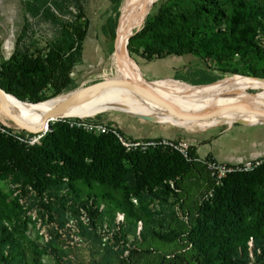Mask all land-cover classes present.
<instances>
[{"label":"rangeland","instance_id":"rangeland-1","mask_svg":"<svg viewBox=\"0 0 264 264\" xmlns=\"http://www.w3.org/2000/svg\"><path fill=\"white\" fill-rule=\"evenodd\" d=\"M22 1L25 8L22 34L26 36L31 32L39 39L38 42L45 41L58 24L69 19L64 8L66 0L63 4L60 0ZM87 1L94 7L93 0ZM8 2L5 34L8 43L0 46V59L11 54L12 31L18 32L22 22L18 18L13 21L16 27L12 28V0ZM124 2L120 0L117 9L112 40L97 37V30V43L92 38H88V43L84 40L81 63L71 74L75 87H52L45 77L38 80L36 76H28L23 56L22 62L15 63L11 57L0 64V88L5 92L2 91L15 101L35 104L63 92L103 82L102 77L112 73L110 56L124 31L121 15ZM236 2L244 4L245 22L250 28L245 41H239L237 28L231 30L229 26V17ZM85 3L86 19L92 25L96 17L90 13L91 5ZM217 3V13L212 14L207 11L209 8L198 9L201 5L199 0H150L140 27L132 32L127 41L129 46L126 45L131 78L140 84L177 82L193 90L208 88L220 80L228 83L233 78L264 79L255 76L264 75V0H217ZM213 15L216 17L214 20L210 18ZM148 18L150 20L145 24ZM99 20L101 24L103 21ZM186 21L192 27L194 46L198 45L203 34L209 32L215 34L218 43L212 44L209 52L202 50L193 57H167L145 62L135 55L143 53L144 49L172 50L180 29L186 27ZM118 22L121 33L116 38ZM78 26L79 22L76 28ZM221 43L231 49H222ZM93 50L95 56H92ZM201 68H207L218 78L210 84H200L196 71ZM176 74L178 76L174 78ZM233 91L226 99L216 98L213 103L225 105L234 99L264 97V87H255L249 82L236 84ZM166 103L165 109L174 115L175 125L136 120L121 113L129 111L123 107H102L76 117L101 119L118 128L126 139L178 133L173 139L187 140V144L198 147V154L193 149L191 160L186 161L161 148L146 155L128 153L121 166L124 192L110 189L107 195L89 191L78 180L69 183L70 189L67 177L59 171L62 164L56 161L42 171L20 156L12 157V146L28 147L27 141L31 137L35 138L33 144L43 145L50 126L55 128L57 123L74 118L54 121L39 135L27 134L9 120L0 121V199L15 207V235L22 244L26 264H231L229 260L220 261L192 249L190 232L193 229L202 231L223 219L236 221L235 218H241L240 221L252 223L254 214L249 211L248 198L261 187L258 184L254 186V179L258 172L264 170V160H260L248 173L229 176L215 185L204 168L203 159L207 154L220 159L229 154H244L253 147L264 148V124L244 126L239 124L243 122L241 120L228 121L221 116L203 120L199 118L205 115L173 113L170 110L180 104ZM178 117L183 118L177 120ZM259 122H264V119L254 124ZM212 123L213 126L209 127ZM193 138L195 140L191 141ZM195 141L202 143L195 145ZM117 205H121L128 214L121 213ZM230 261H236L235 264H264V252H253L249 239L247 254L235 260L230 258Z\"/></svg>","mask_w":264,"mask_h":264},{"label":"trees","instance_id":"trees-1","mask_svg":"<svg viewBox=\"0 0 264 264\" xmlns=\"http://www.w3.org/2000/svg\"><path fill=\"white\" fill-rule=\"evenodd\" d=\"M64 1L65 0H60L62 4ZM109 1L111 2L110 11L112 12V15L105 17L103 24L100 27V33L107 40H112L117 22V9L120 4V0ZM22 2L23 1H21V9L23 12L24 23L21 27L20 33L23 37L24 35L22 33L25 27V8H23ZM199 3L201 4L200 7H196L199 10H206L209 8L207 10L209 13H217V0H199ZM64 4V8L66 9L65 14H71L69 10L70 6H74L76 14H78V17L75 16L76 14L74 16L76 17V24L79 22V26L76 28L75 24L73 28L77 44L75 55L76 61H78V57H81V45L85 37L87 26L84 22L83 0H66V3ZM210 18L214 20L216 17L213 15ZM151 19H153V17H151ZM245 19L246 13L244 4L236 2V7L231 11V15L229 17V26L231 30L237 28V39L239 41H245L247 34L250 33V28L246 24ZM149 20V18L145 19L144 23L146 24ZM82 21L84 23H81ZM118 23L117 36L119 37L121 33V25L120 22ZM66 25L67 22L58 24L55 29H57V33L60 32L61 34H64L65 37H69L68 32L62 30ZM185 26V29H180V35L175 39V46L172 50L161 52L157 49H149L148 51L144 49L143 53H135V55L145 62H150L151 60H163L167 57H193L198 55L202 50L209 52L212 44L215 42L216 44L218 43L215 34L212 32H204L205 34H203V38H201L197 46H194L191 41L192 27L189 26V21H186ZM56 46L57 45L53 43L55 50L49 49L48 57L46 59H44L41 55H38L36 56V60H30L27 53H25V49L20 48L16 51L14 56L11 54L8 58L12 57L13 62L19 63L22 62V60L24 61V56L26 74L28 76H30V74L34 77L36 76L38 80L39 77L41 79L45 77L47 81L50 82L52 87L62 86L73 88L75 86H72L71 80L68 76V72L71 67V60L67 55L68 44L66 42V38L59 43V48L57 49L58 51L56 50ZM220 47L226 50L231 49L229 45L224 43H221ZM22 48H24V46ZM152 57H154V59H152ZM8 58L0 59V64L5 63ZM196 74L200 84H210L218 78V75L210 73L207 68L199 69L196 71ZM177 76L178 74L174 75V78ZM255 76L258 78H264V75L256 74ZM1 89L5 92L4 88L1 87ZM48 99L50 98L45 100ZM68 121L69 120H65L63 123H57L55 128L50 126V131L47 133L45 138L46 143L43 145L33 144L28 147L25 145L12 146V157L20 156L30 165H33V167L42 171H44L43 169H45L48 164L56 161L62 164L59 171L62 175H64V177H67V184L70 189L72 186L69 183L78 180L89 191H97L98 195H107L109 192L108 190L110 189L118 190L122 193L124 192V182L121 178V166L125 155L128 153L146 155L148 152L152 153L154 151H147L145 153L124 152V150L116 142L113 135H94L85 133L79 129L69 127ZM182 141L189 142L187 140ZM189 153L190 157H192V146L189 148ZM173 154L175 155L177 153L174 152ZM177 156L182 159L178 154ZM205 159H211V157L207 156ZM260 160H264V157ZM246 173H232L227 175L225 178L232 175H241ZM256 184L261 187L256 188L248 198L249 211L254 214V220H252V223L240 221L239 219L241 218H235L237 219L236 221L233 219H223L222 222H218L217 224L214 222L211 223L210 226L202 231L193 229L190 232L191 236L189 239V245H191V248L197 250L198 253L204 255L208 254L209 257L211 255L220 261L229 260L228 262L231 264H235L237 260L230 261V258L235 260V258L245 256L247 254V241L249 239L253 244V252L258 250L263 253L264 170L257 173L254 179V186ZM117 207L124 215L128 214L121 207V205H117ZM14 208L13 204L11 207L9 203L0 199V264H26L25 256L22 251V244L15 235L17 220L15 219L16 213Z\"/></svg>","mask_w":264,"mask_h":264},{"label":"bare ground","instance_id":"bare-ground-1","mask_svg":"<svg viewBox=\"0 0 264 264\" xmlns=\"http://www.w3.org/2000/svg\"><path fill=\"white\" fill-rule=\"evenodd\" d=\"M149 1L125 0L124 2L121 11L124 31L118 39L114 52L110 56L109 65L112 73L102 75L103 82H110L112 85L105 87L94 86L92 89H88L86 93L79 97L76 104L63 109L64 116L76 118L102 107H123L129 110L123 111L125 113L141 114L150 117L155 116L162 124L175 125L173 124L175 122L174 115L169 114L168 110L165 109V106H167L166 102L171 101L172 104H180L179 107L170 110L173 113L188 112V114L193 115H207L218 112L217 117L221 116L228 121H247L264 117L263 96L240 100L234 99L231 103L225 105L213 103L216 98L226 99L228 95L233 94V89L238 83L249 82L255 87L263 88L264 79L233 78L228 83L226 80H222L212 84L213 86L208 88L193 90L187 85L177 82L140 84L131 78L128 72L130 66L126 44L132 32L140 27L144 10ZM132 89H137L146 96L142 95L145 97H138L132 92ZM75 91L77 89L56 96L54 99L50 98L35 104L15 101L5 93V96H0V121H11L13 119L26 127H34L39 123L41 116L45 112L54 109L61 102L73 95ZM233 105L237 106L229 110L227 109ZM181 118L183 117L176 119L179 120ZM54 121L52 120V122ZM256 124H264V122ZM179 126L181 127L182 124H179Z\"/></svg>","mask_w":264,"mask_h":264},{"label":"built area","instance_id":"built-area-1","mask_svg":"<svg viewBox=\"0 0 264 264\" xmlns=\"http://www.w3.org/2000/svg\"><path fill=\"white\" fill-rule=\"evenodd\" d=\"M68 126L79 129L85 133L99 135L111 134L114 136L116 142L124 150V152H140L153 151L156 149H167L177 153L183 160H191L189 148L190 145L182 140L166 139V138H124L118 129L110 124H106L101 119L94 118H74L68 119ZM34 137L27 141L28 146L33 145ZM260 163V160L242 162L238 165H227L218 163L211 159H203V165L207 171L208 176L215 185L221 184L222 180L232 173H246L251 171Z\"/></svg>","mask_w":264,"mask_h":264},{"label":"flooded vegetation","instance_id":"flooded-vegetation-1","mask_svg":"<svg viewBox=\"0 0 264 264\" xmlns=\"http://www.w3.org/2000/svg\"><path fill=\"white\" fill-rule=\"evenodd\" d=\"M9 1V0H8ZM21 1L20 0V19L22 22H20V28L18 32H14L12 31V56L15 55L16 51L20 48L22 49V46H20L22 43L24 44V49H25V53H27V56L29 57L30 60H36V56L41 55L44 59H46L48 57V52L49 49H54L55 47H53V43L56 44V50L59 48L58 45L59 43H61L63 41L64 38H66V42L68 44V50H67V55L69 56L70 60H71V67L69 69L68 72V76L71 80L72 86H75V82L71 77L72 71L73 69L79 65L81 63V57H78V61H76V55L75 52L77 50V44L75 41V34L73 32V28L76 24V17L74 16L76 14V10L74 9V6H70L69 10L71 12V15H69V19L67 20V25L63 27L62 30H65L68 32L69 37L66 36L64 34H61L60 32L57 33V29L53 30V32L51 33L52 35L45 39V41H39L38 42V38L35 35H32L31 32L27 33V35L25 36H21L20 30L21 27L23 26V12L21 9ZM85 0H83V13H84V5H85ZM9 3V2H8ZM6 0H0V46L2 44H6L8 43V36L5 37V34L7 32V19H8V10L6 6ZM86 15L84 13V22L85 24H89V21L87 20L86 22ZM14 21V20H13ZM12 21V28L16 27V23H14ZM40 43V44H39ZM58 51V50H57ZM81 53V52H80ZM10 54V55H11ZM9 55V56H10ZM177 73V70L174 72Z\"/></svg>","mask_w":264,"mask_h":264},{"label":"crops","instance_id":"crops-1","mask_svg":"<svg viewBox=\"0 0 264 264\" xmlns=\"http://www.w3.org/2000/svg\"><path fill=\"white\" fill-rule=\"evenodd\" d=\"M87 3L88 1L85 0ZM93 4H94V7L92 6V2H89L88 4L91 5L90 7V13L92 12V14H94V17H96L95 21L93 22L92 25L90 24H87L86 26V33H85V37L82 41V45H81V53H82V47H83V43H84V40L85 42H87L88 38H92L93 42L97 43L98 39L97 37L101 38V33H100V27L101 25L103 24V22H100L98 23V19L104 21L105 17L110 15L111 11H110V8H111V2L109 0H93ZM6 3L8 6L7 7V10L9 11V3H8V0H6ZM86 4V3H85ZM84 13H85V5H84ZM18 18H20V0H12V21L14 20L17 21ZM99 20V21H100ZM81 23H84L83 21ZM88 28H90L89 32L87 33V30ZM95 30V32H94ZM96 30H97V37H96ZM93 33V36L91 37V34ZM100 33V35H99ZM87 34V35H86ZM99 35V36H98ZM116 35V33H115ZM87 36V37H86ZM103 37V36H102ZM106 39V38H105ZM107 41V39H106ZM88 43V42H87ZM89 43H90V40H89ZM90 48V45L89 47ZM94 50H93V54L92 56H95L94 55ZM90 54H91V51H89V57H90ZM94 58V57H93ZM260 119H264V117H261V118H258V119H252V120H247V121H243L245 122V124H254L255 122H258V120ZM241 123V122H239ZM214 123H212L209 127L213 126ZM229 124V123H227ZM118 129V128H117ZM119 130V129H118ZM173 134V136H159V137H150V136H145V137H142L143 139L145 138H166V139H173L175 138L176 136H178V133L177 135ZM219 137H216L215 139H217ZM195 139L193 138L191 141H194ZM202 142H197L195 141V145L196 144H201ZM190 146L193 147V149L195 150V153L198 154V147H194L193 144L189 143ZM209 156L211 157L213 160L217 161L218 163H223V164H227V165H238L242 162H247V161H254V160H260L261 158L264 157V148L263 146H260V147H253L252 149L246 151L244 154H240V155H232V154H229L228 156H224V157H220L217 158V156L213 155V154H207L206 157Z\"/></svg>","mask_w":264,"mask_h":264},{"label":"water","instance_id":"water-1","mask_svg":"<svg viewBox=\"0 0 264 264\" xmlns=\"http://www.w3.org/2000/svg\"><path fill=\"white\" fill-rule=\"evenodd\" d=\"M116 33V32H115ZM115 40V38H114ZM127 45V44H126ZM222 81V80H220ZM110 86L112 85V83L110 82H96L93 83L91 85L85 86V87H81L78 88L77 91L74 92L73 95H71L68 99H66L65 101L61 102L58 106H56L54 109H51L47 112H45L41 118L39 123L34 126V127H26L20 123H18L15 120H11L12 123L20 130L24 131L27 134H31V135H39L42 131L46 130L49 128L50 123H52V120L55 121H61L62 119H65L67 117L64 116L63 113V109L67 106H71L74 105L78 102L79 97H81V95H83L84 93H86V91L88 89H92L94 86H99V87H105V86ZM75 90V89H74ZM132 92L135 93L136 96H140V97H145L146 95L143 94L142 92H139V90L137 89H132ZM145 95V96H142ZM0 96H5V93L2 91V89L0 88ZM237 105H233L230 108L228 107L227 109H231L232 107H236ZM123 114L134 118L136 120L142 121V122H147V123H151V124H158V125H169V124H162L160 123L157 118L155 116H145V115H138V114H131V113H125L123 112ZM218 115V112H213L210 114L205 115L204 117H201L199 119H203V120H209V119H213L216 118ZM241 125L244 126H254V125H260V124H253V125H247L245 124V122H241L239 123Z\"/></svg>","mask_w":264,"mask_h":264}]
</instances>
